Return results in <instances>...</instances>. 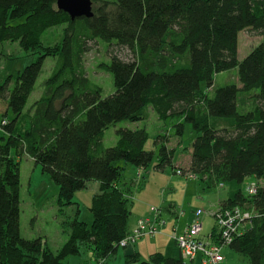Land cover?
Returning a JSON list of instances; mask_svg holds the SVG:
<instances>
[{"label":"trees","instance_id":"1","mask_svg":"<svg viewBox=\"0 0 264 264\" xmlns=\"http://www.w3.org/2000/svg\"><path fill=\"white\" fill-rule=\"evenodd\" d=\"M56 1L0 0V55L9 41L37 54L0 84V99L13 115L1 123L0 264H65L68 257L81 255L84 246L99 264H108L131 231L133 191L119 185L125 167L116 162L146 170L155 153L145 148L146 128L118 129L119 139L109 148L101 141L111 125L142 121L151 108L162 120L183 119L176 125L177 135L191 124L197 135L190 165L175 167V173L181 169L187 180L195 174L210 188L229 187L231 194L218 209L240 206L254 217L248 231L228 247L252 264H264V186L258 181L255 194L244 188L248 176L264 179V0H91L94 16L74 20ZM61 26L60 41L47 43L44 34ZM250 28L263 39L239 60V33ZM98 39L134 54L126 60L112 53L109 63L100 65L114 77L116 90L107 97L85 68L88 43ZM47 57L57 59L55 70L44 83V95L27 108ZM230 69H237L241 87H217L216 77ZM243 94L252 98L251 107L240 104ZM168 140L169 134L156 138L161 143L156 170L173 165L177 151ZM25 154L59 187L62 214L77 205L74 218L66 221L70 237L57 252L41 237L21 235L20 157ZM92 180L99 182L100 192L93 196V223L88 225L79 220L74 196ZM176 210L174 204L167 209L174 215ZM126 261L193 262L182 258L176 242L172 255L154 252L142 260L134 250L126 253Z\"/></svg>","mask_w":264,"mask_h":264},{"label":"rangeland","instance_id":"2","mask_svg":"<svg viewBox=\"0 0 264 264\" xmlns=\"http://www.w3.org/2000/svg\"><path fill=\"white\" fill-rule=\"evenodd\" d=\"M61 27H52L44 34V40L47 43L50 41L51 44L56 41H60L62 38ZM238 50L239 55L238 59L242 60L246 56H248L253 48L259 45L263 39L262 36L259 35L258 32L253 30L252 28L243 30L239 33L238 36ZM113 44L115 41L112 42ZM90 49L85 54V68L87 70L88 77L102 89V97L110 96V94L114 93L116 88L114 85V77L112 74L105 71L100 65L102 63H109L110 54L114 53L116 55H120L122 58L126 60H130L134 58V54L125 48V47H117L112 46L110 48L109 42H105L101 39L96 41H90L88 43ZM2 54L0 55V84L3 83L5 78L10 74H17L21 72V70L27 65L31 64L36 60L37 54H33L32 52H27L17 42H5L1 46ZM57 59L52 57H47L43 63L42 72L37 78V82L33 89V93L28 99L27 108L31 107L35 100L41 98L44 95L45 90V81L49 78L54 72V68L56 66ZM230 83H236L241 87L240 82H238V72L237 69H230V71H225L219 73L216 77L215 84L217 87L229 85ZM214 87L211 88L208 92L210 95L213 93ZM258 90H255L256 93ZM252 98L243 94L240 99V104H244L246 107H251ZM7 111V114H6ZM13 117L12 112L7 110V104L0 99V142L2 136V126L4 119L5 121L11 120ZM180 121H183L180 117H168L166 120H162L159 118L156 112L151 108L149 110L148 118L142 121L130 122L127 120H122V122H118L115 125H111L107 130H105L104 137L101 141V144L104 148L112 147L116 144L119 139V135L116 132L118 129L129 128H146L149 133L148 140L146 141V149L155 153V159L148 168L140 169L136 165L126 163L125 161H117L118 165H121L124 168L123 177L119 182L121 187L129 186L132 187V197L133 203L131 205L132 208V221L137 227L138 223L135 219L137 215H144L143 217L148 216L151 212V207H155L160 209V215L164 218L166 223V228L163 227L164 233L158 234L157 237L149 236L138 239V241L132 245L135 246L138 243V247L140 246L141 259L147 260L150 256V251L152 243L154 241L157 242V246L159 250L163 251L166 254H169L170 250L168 249L169 240L167 236V230L170 228L169 225L174 222L177 224V218L181 217L180 224L184 223V219L186 217L181 216L185 212L184 210L178 209L175 211L176 217L170 214L167 209L170 207V204H178L181 206L184 198L186 203V209L188 213H195L197 210L204 211L201 221L203 223V235L211 232L213 233L214 241H219L216 237L214 231L216 222V216L210 212V203L208 202L209 198H213L216 195V198L220 193L227 192L228 186L226 185L224 188L220 186H213L210 188L204 183L200 178H192L191 180H187L180 173H175V166L177 168L188 166V161L191 157V146L195 141L196 132L192 129L190 123H186L184 126V132L182 135L176 134V125ZM215 123L216 121L219 124L227 123L224 119H213ZM169 134V143L168 146L170 148L176 149V155L173 158V165H168L164 170H156L157 159L159 154V149L161 147V143L156 141V138L159 135H167ZM181 167V168H183ZM20 169H21V188H20V202H21V235L24 238H42L43 243L50 248V250L57 252L62 248L64 243L70 237V226L66 222L67 220L71 221L76 214L77 205L73 204L70 207L65 209V214H62L61 211L58 210V195H59V187L56 183L51 179L50 175L45 174L43 172V168L40 165L35 164L34 161L28 156L23 155L20 157ZM259 181L261 186H264V179L256 180L254 177L248 176L245 179L244 188L248 191V189L255 186V184ZM97 182V181H96ZM189 184V185H188ZM207 191L210 193H214L211 197H206V202L202 200L204 198V194L202 192ZM97 193V188H95V180L88 182L85 188L77 191L74 200L79 203V208L81 210V214L79 216L80 221H86L88 225L93 223V214L90 210V206L93 202V196ZM213 200V199H210ZM190 203V204H189ZM161 207L165 208L161 213ZM246 210V209H245ZM216 211V210H214ZM187 213V214H188ZM147 214V215H146ZM194 216V215H193ZM195 219L193 217L192 221ZM137 224V225H136ZM190 224V223H189ZM168 225V226H167ZM132 226V225H131ZM131 230L135 227L132 226ZM174 228V227H173ZM186 230V227L183 231ZM182 231V232H183ZM131 232V231H130ZM129 232V233H130ZM177 232L176 228L172 230L170 234V238L173 239V234ZM169 234V233H168ZM143 239V240H141ZM141 240V241H139ZM154 240V241H153ZM175 241V239H174ZM176 242V241H175ZM129 247V246H128ZM127 247V248H128ZM126 249L123 246H120L117 254L112 255L108 258V264H139L133 261H126ZM223 251V252H222ZM221 251L222 257L227 253V251L233 252L237 259L233 261L234 264H252L250 260L245 258L240 253L235 252L231 248L223 247ZM155 252V251H154ZM199 259H201L199 257ZM199 259H195L192 264H203ZM222 262L224 258H222ZM100 261L95 260L92 254V251L87 247H82L81 255H73L68 257L65 260V264H99Z\"/></svg>","mask_w":264,"mask_h":264},{"label":"built area","instance_id":"3","mask_svg":"<svg viewBox=\"0 0 264 264\" xmlns=\"http://www.w3.org/2000/svg\"><path fill=\"white\" fill-rule=\"evenodd\" d=\"M5 122L4 120L3 123ZM177 173L182 175L181 169ZM195 176V174L190 173V175H187V178H196ZM255 191V186L253 189H248V192L251 194H255ZM203 213L204 211L197 210L194 213L195 219L193 222L186 226V230L182 234L175 232L173 239H175L179 250H181L184 260L194 262L195 259L200 257L203 264H221L223 260L221 251L223 247L229 246L237 235L248 231L251 227L254 214L250 210H245L240 206L214 211L212 214L216 216V237L220 240L221 243H219V241H214L212 231L206 235L202 234L204 227L201 217ZM166 223L167 221L160 215V209L158 211L157 208L151 207V212L148 216L140 218L137 227L131 230L120 241V245L127 248L134 245L140 238L156 236L163 232V227Z\"/></svg>","mask_w":264,"mask_h":264},{"label":"crops","instance_id":"4","mask_svg":"<svg viewBox=\"0 0 264 264\" xmlns=\"http://www.w3.org/2000/svg\"><path fill=\"white\" fill-rule=\"evenodd\" d=\"M32 159V158H31ZM32 161H34L33 159H32ZM189 163H188V166H186V167H183V165H181V167H183L184 169H188V167H189V165H190V160L188 161ZM177 166H179V165H176L175 167H177ZM188 180H191V179H188ZM189 185V184H188ZM95 188H97V193L98 192H100V184H99V182H96L95 181ZM96 194V193H95ZM202 194H204V198L202 199V200H204L205 202H206V197H211L214 193H210V192H207V191H204V192H202ZM231 193H230V190H229V188H228V190H227V192L225 191L224 193H220L219 195H218V197L216 198V195L215 196H213V198H209V200H208V202H212V203H210L209 205H210V210L208 211V212H210V213H212V212H214V210H217L219 207H220V203H221V201L224 199V198H227L229 195H230ZM186 197H188V196H186ZM184 198V200H183V202H182V204H181V206H179L177 203L175 204L174 203V206H176V209L178 210V209H183L184 210V214L183 215H181V216H184V217H186V219H184V223L181 225L180 224V222H179V220L181 219V217L180 218H178V217H176V215H174V214H172L174 217H176L177 218V224H175L174 222H172V224L171 225H167L170 229L169 230H167V236H168V239H170L169 240V246H168V249L170 250L169 252V254H167V255H172V252H173V248H174V246H175V241H174V239H171L170 238V234H171V232H172V230H174V228H176L177 229V231L179 232V233H182V231L185 229V227L189 224V223H191V221H192V219H193V215H194V213H188V211H187V209L185 208L186 206V203H185V199H187V198ZM210 199H213V200H210ZM190 204V203H189ZM188 213V214H187ZM147 215V214H146ZM144 215H137L136 216V220H137V223H138V220H139V218L140 217H143ZM131 217H132V215H131ZM131 217H130V219H131ZM181 221V220H180ZM134 223H135V221L133 222L132 221V219L130 220V230H131V228H133L132 226H134L135 227V225H134ZM132 225V226H131ZM137 225V224H136ZM165 228H166V226H164ZM174 227V228H173ZM165 230V229H164ZM164 230H163V232L161 233V234H163L164 233ZM213 230V229H212ZM211 230V231H212ZM169 233V234H168ZM210 233V232H209ZM208 234V233H207ZM205 235V234H204ZM158 236V235H157ZM157 236H155V237H157ZM141 240H143V239H141ZM141 240H139V241H141ZM154 241V240H153ZM152 245H155V246H151V250L150 251H152V252H150V254H152V253H154V251L155 252H161V250H159V247L157 246V242L156 241H154L153 243H152ZM140 246L138 247V243L135 245V246H129L127 249H126V253H128V252H132V251H134V250H136L137 252H140ZM223 252V251H222ZM141 254H142V252H140ZM223 258H224V261H223V263L222 264H234L233 263V261L235 260V259H237L236 258V256L233 254V252H230V251H227V253H225V255L223 256ZM197 259H199V258H197ZM200 260V259H199ZM200 262H201V260H200ZM202 263V262H201Z\"/></svg>","mask_w":264,"mask_h":264},{"label":"water","instance_id":"5","mask_svg":"<svg viewBox=\"0 0 264 264\" xmlns=\"http://www.w3.org/2000/svg\"><path fill=\"white\" fill-rule=\"evenodd\" d=\"M58 9L69 13L71 19L94 16L93 1L91 0H57Z\"/></svg>","mask_w":264,"mask_h":264}]
</instances>
